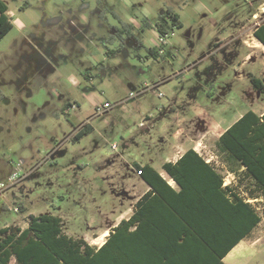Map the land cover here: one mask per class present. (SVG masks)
I'll return each instance as SVG.
<instances>
[{"label": "rangeland", "instance_id": "obj_1", "mask_svg": "<svg viewBox=\"0 0 264 264\" xmlns=\"http://www.w3.org/2000/svg\"><path fill=\"white\" fill-rule=\"evenodd\" d=\"M3 1L13 29L0 39V230L54 215L98 247L148 188L134 163L161 170L181 129L223 166L219 135L248 111L264 113L249 81L264 78L254 37L264 0ZM168 10L183 26L162 56L147 57ZM105 102L112 108L97 113ZM225 176L243 192L237 174ZM251 203L262 221L226 264H264V202Z\"/></svg>", "mask_w": 264, "mask_h": 264}, {"label": "trees", "instance_id": "obj_2", "mask_svg": "<svg viewBox=\"0 0 264 264\" xmlns=\"http://www.w3.org/2000/svg\"><path fill=\"white\" fill-rule=\"evenodd\" d=\"M8 9L0 0V39L13 29ZM182 26L180 16L168 10L157 30L165 34ZM123 31L133 36L131 26ZM254 36L264 45V25ZM147 52L154 59L162 56L155 48ZM250 80L264 92L260 79ZM89 133V127L79 131L74 141ZM216 147L227 169L207 163L194 149L175 164L163 165L177 189L152 166L135 165L150 190L100 248L67 235L59 216L29 215L26 229L0 230V264L12 259L17 264H225L226 255L262 221L251 200L264 202V114L246 112L218 138ZM225 173L238 175L242 193L225 185Z\"/></svg>", "mask_w": 264, "mask_h": 264}, {"label": "crops", "instance_id": "obj_3", "mask_svg": "<svg viewBox=\"0 0 264 264\" xmlns=\"http://www.w3.org/2000/svg\"><path fill=\"white\" fill-rule=\"evenodd\" d=\"M181 20V19H180ZM182 22V21H181ZM183 24V23H182ZM181 131V129L180 130H177L174 134H173V136H174V138L175 139H178V137H181V138H183V139H181V141H178V144H177V146L176 147H174V149H173V152H171V153H169V154H164L163 156H162V163H161V170H158V169H156L157 171H159L160 172V174H161V176L168 182V184L172 187V188H174V189H177V185H176V183L168 176V174L163 170V165L164 164H166V163H176L185 153H186V151H188L189 149H194L200 156H202L205 160H206V162L207 163H213V164H215L216 165V167L218 168L219 167V170L222 168L223 169V166L222 165H218V164H216L215 162H213L214 161V159H217V155L215 154V155H212V156H210L209 158H205L203 155H202V153L201 152H205V150H200L199 148H197V147H191L190 145H188V144H186L187 142L185 141V143L183 142V140H184V137L182 136L183 134H181L182 132H180ZM223 134V132L219 135V137L221 136ZM200 145V144H199ZM204 149V148H203ZM216 152H217V150H216ZM218 153V152H217ZM220 157V156H219ZM135 165H137V166H140V167H143V166H141V165H138L137 163H134V166ZM154 168V167H153ZM135 169V168H134ZM137 172V171H136ZM139 176V175H138ZM143 180V179H142ZM147 185V184H146ZM225 185H226V183H225ZM147 189L146 190H144L143 192L144 193H142V196L145 194V193H147L149 190H150V187L147 185ZM141 196V197H142ZM140 197V198H141ZM139 198V199H140ZM139 199H137L136 200V203H137V201L139 200ZM135 203V204H136ZM135 206V205H134ZM133 211H134V209H133ZM132 214H133V212H132ZM131 214V215H132ZM130 218V217H129ZM123 219H128V218H124L123 216H121L119 219H118V221L113 225V227L111 228V229H107V230H105L107 233H109L110 234V231L117 225V224H119ZM5 228H7V227H5ZM256 230V229H255ZM254 230V231H255ZM254 231H253V233H254ZM105 233V232H104ZM103 233V234H104ZM252 233V234H253ZM103 236V235H102ZM109 236V235H108ZM107 236V237H108ZM107 237H106V239H107ZM101 239V238H100ZM246 240H248V238H246V239H244L243 241H241L238 245H236L227 255H226V257L222 260L224 263L226 262V259H227V257L228 256H230L231 254H232V252L237 248V247H239L240 245H242V243L243 242H245ZM106 241V240H105ZM105 241H103L97 248H100L104 243H105ZM95 247V246H94ZM226 264V263H225Z\"/></svg>", "mask_w": 264, "mask_h": 264}, {"label": "built area", "instance_id": "obj_4", "mask_svg": "<svg viewBox=\"0 0 264 264\" xmlns=\"http://www.w3.org/2000/svg\"><path fill=\"white\" fill-rule=\"evenodd\" d=\"M174 35V31H166L165 34H159L158 33V42L160 44V48L158 49V52L160 54L163 55L164 53V47L165 45L167 44V39L170 37V36H173ZM160 97L163 96L162 93L159 94ZM112 108L111 104L109 102H105V103H98L96 104V111L97 113H106L108 112L110 109ZM143 125V123L141 124ZM114 149H116V145L113 146ZM138 174V173H137ZM18 211V210H16Z\"/></svg>", "mask_w": 264, "mask_h": 264}, {"label": "flooded vegetation", "instance_id": "obj_5", "mask_svg": "<svg viewBox=\"0 0 264 264\" xmlns=\"http://www.w3.org/2000/svg\"><path fill=\"white\" fill-rule=\"evenodd\" d=\"M255 37V36H254ZM257 39V38H256ZM257 41H259L258 39H257ZM259 43L263 46V48H264V45L259 41ZM255 77V76H254ZM251 78V77H250ZM255 78H258V79H260L261 80V85H262V87H264V78H259V77H255ZM249 81H250V84H251V86H252V89L254 90V91H256L258 94L259 93H264L263 92V89L262 88H260V89H256L255 87H254V85L252 84V82H251V80L249 79ZM264 114V113H263ZM262 114V115H263Z\"/></svg>", "mask_w": 264, "mask_h": 264}, {"label": "bare ground", "instance_id": "obj_6", "mask_svg": "<svg viewBox=\"0 0 264 264\" xmlns=\"http://www.w3.org/2000/svg\"><path fill=\"white\" fill-rule=\"evenodd\" d=\"M108 235H109V233L106 232V234H104L103 236H108Z\"/></svg>", "mask_w": 264, "mask_h": 264}]
</instances>
